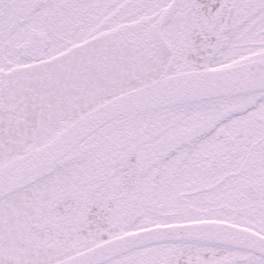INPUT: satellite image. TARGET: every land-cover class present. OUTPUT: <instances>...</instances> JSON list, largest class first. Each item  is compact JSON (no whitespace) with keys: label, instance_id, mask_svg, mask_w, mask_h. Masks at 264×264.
Instances as JSON below:
<instances>
[{"label":"snow or ice","instance_id":"obj_1","mask_svg":"<svg viewBox=\"0 0 264 264\" xmlns=\"http://www.w3.org/2000/svg\"><path fill=\"white\" fill-rule=\"evenodd\" d=\"M0 264H264V0H0Z\"/></svg>","mask_w":264,"mask_h":264}]
</instances>
